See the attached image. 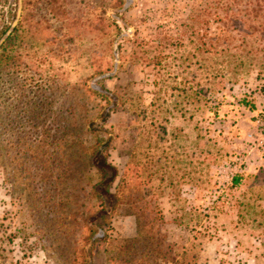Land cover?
<instances>
[{"label": "rangeland", "instance_id": "1", "mask_svg": "<svg viewBox=\"0 0 264 264\" xmlns=\"http://www.w3.org/2000/svg\"><path fill=\"white\" fill-rule=\"evenodd\" d=\"M132 1L0 0V38L15 37L0 73V264H264V70L236 80L182 39L198 0ZM116 12L122 31L108 35ZM169 38L183 47L168 48L164 67L131 63L135 42ZM93 87L132 101L99 131L114 194L130 189L113 211L74 155L96 134L79 132L83 145L64 134L71 113L99 102Z\"/></svg>", "mask_w": 264, "mask_h": 264}, {"label": "trees", "instance_id": "2", "mask_svg": "<svg viewBox=\"0 0 264 264\" xmlns=\"http://www.w3.org/2000/svg\"><path fill=\"white\" fill-rule=\"evenodd\" d=\"M132 0H126L127 5L132 4ZM2 4V3H0ZM122 5V0H117L116 4H112L109 9L114 11ZM125 6L127 9L128 6ZM120 12H116L112 17L108 18V23L105 26L107 33L122 31L120 21H124L122 17H118ZM122 21V22H123ZM216 25L215 31L212 32V26ZM185 31L181 35L182 39L188 38L191 44L196 46L205 60L206 58H221L222 62L228 69L234 71L235 79L237 80V69L247 68L248 65L260 64L264 70V0H198L196 6L192 9L191 15L188 18V24H185ZM122 39L126 36L120 34ZM0 68L3 73L6 71V64L10 60L11 45L15 39L13 33L8 35L5 40L0 38ZM181 39V40H182ZM175 39H163L159 43L138 41L134 43L136 50H133L131 56L132 64H140L142 66L154 68L164 67V63L169 56L167 50L169 47H183V41L175 42ZM112 41L111 45H114ZM136 44V45H135ZM121 45L115 46V62H119ZM249 59V64L246 62ZM234 66V69H233ZM111 79L112 74L104 75L101 79ZM89 94L98 99V103L83 116L80 120L76 114L71 113L70 124L66 128L64 134L67 136L69 133L75 139L70 144H82L79 140V132H88L90 135L96 134L94 145L89 148H81L80 154L74 153L78 160L89 161L88 165L96 172L97 183L93 186L92 190L96 194L97 199L101 202V210H107L108 205L106 200L113 199L115 204L109 206L111 211L115 210L119 202L128 197L129 188L126 184L119 185L115 188L114 194L112 188L116 179L118 178L117 168L109 162L106 155V150L109 147L110 140H105L99 135V131L105 130V123L110 118L111 114L116 111L121 104L125 105L130 103L131 96H122L121 93L112 92L104 87L89 88ZM127 97V98H126ZM245 105L251 104L243 102ZM255 109V106H250ZM72 109H75L73 106ZM73 111V110H72ZM144 115L147 110L142 111ZM65 127V126H63ZM68 129V134H67ZM83 145V144H82ZM75 147V146H74ZM82 151L85 152L82 154ZM88 152V154L86 153ZM135 154H133V157ZM76 165V162H74ZM79 168L74 170L79 173ZM80 179V177H78ZM76 181V178H75ZM238 178H234V185L239 183ZM77 183V181H76ZM74 190H76L74 188ZM96 215L83 214V217L73 214V218L79 217L80 222L88 224L91 219ZM78 219V221H79ZM77 221V220H76ZM108 222L99 224L98 227L105 228ZM94 231V229H90ZM102 233V231H101ZM109 238L108 229L103 230L100 239L106 241ZM88 238L84 239L86 242ZM98 239L96 241H98Z\"/></svg>", "mask_w": 264, "mask_h": 264}, {"label": "water", "instance_id": "3", "mask_svg": "<svg viewBox=\"0 0 264 264\" xmlns=\"http://www.w3.org/2000/svg\"><path fill=\"white\" fill-rule=\"evenodd\" d=\"M22 9L19 10V17L21 15ZM17 25V23L15 24V26Z\"/></svg>", "mask_w": 264, "mask_h": 264}]
</instances>
